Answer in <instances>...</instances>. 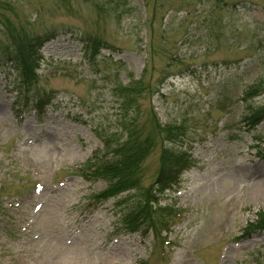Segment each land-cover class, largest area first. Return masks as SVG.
<instances>
[{"label": "rangeland", "instance_id": "rangeland-1", "mask_svg": "<svg viewBox=\"0 0 264 264\" xmlns=\"http://www.w3.org/2000/svg\"><path fill=\"white\" fill-rule=\"evenodd\" d=\"M7 1L15 11H4L5 0H0V16L8 17L2 20L10 32L25 28L29 36H42L53 29L75 30L109 39L123 51L116 53L119 63H111L110 56L95 74L81 65L78 44H46L40 52L56 62L40 70V80L43 89L63 92V102L61 115L49 113L41 122L33 114H14L16 95L0 77V179L7 187L3 201L30 192L34 180L48 185L54 177L69 175L72 167L79 170L98 144L95 132L116 131L118 141L123 140L126 131L119 128L114 83L126 85L131 78L154 87L177 55L183 63L169 69L175 90L167 83V96L157 100L146 89L138 101L143 115L137 122H147L153 104L163 125L185 121L190 161L180 184L185 193L174 197L187 214L176 226L180 231L168 235L170 245L118 230L120 216L113 217L110 209L127 194L107 202V209H98L90 222L75 219L76 203L85 205L106 184L72 179L57 194L41 193L38 202L44 206L34 226L40 239L30 247L3 239L8 247L0 250V264H264V232L238 240L264 224V160L259 156L264 144L257 141L264 138V122L251 132L240 124L248 112L264 107V92L245 99L251 86L264 88V0ZM3 33L0 39L5 40ZM29 133L36 141L23 147ZM159 141L143 164V187L157 175ZM190 142L200 145L189 149ZM24 205L16 215L32 222V210ZM82 220L88 223L69 243L73 226Z\"/></svg>", "mask_w": 264, "mask_h": 264}, {"label": "trees", "instance_id": "trees-1", "mask_svg": "<svg viewBox=\"0 0 264 264\" xmlns=\"http://www.w3.org/2000/svg\"><path fill=\"white\" fill-rule=\"evenodd\" d=\"M147 140H145V141H143V143H142V147L144 148H146V144H147V142L149 141V139L148 138H146ZM143 151H144V149H143ZM143 151H142V153H143ZM131 155H134V158L132 159V164H135V162H136V158H137V160L140 158V155L142 154V153H140V150H139V148H132V149H130V152H129ZM140 153V154H139ZM126 165H127V168L129 169V164H127L126 163Z\"/></svg>", "mask_w": 264, "mask_h": 264}, {"label": "bare ground", "instance_id": "bare-ground-1", "mask_svg": "<svg viewBox=\"0 0 264 264\" xmlns=\"http://www.w3.org/2000/svg\"><path fill=\"white\" fill-rule=\"evenodd\" d=\"M53 37H55V36H53Z\"/></svg>", "mask_w": 264, "mask_h": 264}]
</instances>
